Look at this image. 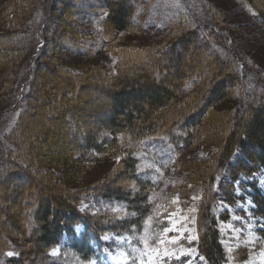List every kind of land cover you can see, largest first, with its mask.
I'll return each mask as SVG.
<instances>
[{
    "label": "rangeland",
    "instance_id": "obj_1",
    "mask_svg": "<svg viewBox=\"0 0 264 264\" xmlns=\"http://www.w3.org/2000/svg\"><path fill=\"white\" fill-rule=\"evenodd\" d=\"M17 1L18 4L13 7L12 0H0V36L12 37L17 33L23 41L18 58L12 61L13 65L0 67V143H6L0 151L24 156V160L31 161L45 174L44 183L54 184L57 190L72 192L94 189L104 193L119 189L135 190V182L130 175L122 177L124 167L116 152L84 155L79 146H73L75 141L63 139L66 131L62 125L66 122L74 127L78 123L86 129L99 127L96 119L108 118L115 107L103 97H107L112 88L109 86L116 75L117 63L130 50L149 49L155 52L170 44L172 40L166 37L168 32L163 31L170 22H180L185 28L194 29L196 26L188 8L193 9L198 17L214 24V31L226 38L227 47L239 57L245 73L261 78L262 73L258 72L264 71V24L255 18L243 0H145L141 10L146 20L142 24L144 32L141 33H118L105 26L103 20L106 13L99 4L100 0H34L32 4L26 3V0ZM263 1L257 0V3L263 5ZM42 11L50 13V23L45 31L47 46L43 50V60L38 63L30 61V57L38 54L33 47L39 34ZM210 50L213 52V49ZM194 55L192 61L190 59L193 57H185V67L191 64L206 66L212 60L211 55ZM163 64L167 66L168 62L164 61ZM58 67L90 84L84 86L81 93L78 92V99L74 100L69 111V121L53 122L49 113L44 117L33 113L36 121L29 122V118L33 117L29 114L24 118L27 123L22 124L15 135H8L20 110L14 109L8 115L5 113L22 103L21 96L27 88L25 83L21 84L23 79L35 75L37 83L45 82L48 87L50 83H57L65 93L76 89L75 80L72 83L69 81L70 86L65 83V77L62 79L60 75L47 72L49 68ZM156 68L153 67L152 72ZM37 70L39 75H36ZM12 71L16 76L8 85ZM138 74L135 71L130 76ZM209 79L204 81L192 77L187 80L184 93L175 97L172 106L160 113L164 116L172 114L173 119L179 120L196 112L192 106L203 111L212 90L208 86ZM222 80H214V84ZM113 86L117 88L116 84ZM227 90H230V85H227ZM47 91L54 99L59 95L57 90ZM243 92L239 88L235 96L206 107L209 115L199 122V132L193 135L190 147L182 156L177 158L176 154L161 150L162 143H148V152L141 154L144 162L142 169L153 179L154 188L150 201L151 215L143 236H137L134 230L121 228V222L128 217L123 205L105 195L91 194L80 201L78 210L93 218L97 229L101 230L89 240L95 254L89 260H82L72 249V238L65 235L49 251L56 263L207 264L199 249L198 219L204 203L211 200L216 221L214 230L224 252L222 264H264V214L254 203L255 189L264 195V169L260 168L251 175L242 174L231 187L224 189L229 183V170L240 157L238 150L228 169L221 173L224 183L214 184L210 179L223 161L229 130L235 129L239 136L245 132L243 127L238 126L240 122L235 125L232 122L233 117L238 119L242 113ZM199 98L201 103H198ZM77 137L83 138L81 135ZM28 153L31 156L25 155ZM19 161L23 162V159L19 158ZM196 170L197 173H194ZM0 204L5 208L12 206L11 200L0 201ZM13 212L9 210L4 215L6 217ZM4 215L0 219V227L4 228L7 236V252L15 255L17 250L28 246L17 231L4 225ZM165 228L171 231L165 232ZM84 234L83 226L75 228L76 240ZM190 237L195 239L190 241ZM181 249L196 251L179 260L175 256L165 255L166 252L179 254Z\"/></svg>",
    "mask_w": 264,
    "mask_h": 264
},
{
    "label": "trees",
    "instance_id": "obj_2",
    "mask_svg": "<svg viewBox=\"0 0 264 264\" xmlns=\"http://www.w3.org/2000/svg\"><path fill=\"white\" fill-rule=\"evenodd\" d=\"M144 1L100 0L99 4L106 13L103 20L104 25L118 33L144 32L142 24L146 16L141 10ZM18 2L12 0L13 7H16ZM33 2L34 0H26L28 4ZM243 2L250 8L255 18L264 24V4L259 5L257 0H243ZM188 10L196 26L194 29L185 28L180 22H170L163 29L164 32H168L166 37L172 40L170 44L155 52L149 49L130 50L117 63L116 75L109 86L112 88L108 96L103 97L104 100H110V103L115 104V107L112 113H109L108 118L96 119L100 125L96 129H86L78 123L74 127L65 122V120L69 121L71 105L74 100L78 99L84 86H90L89 82L70 76L62 67L49 68L45 71L60 75L62 79L65 77L64 81L68 85H70L69 81L72 83L75 80L76 89L68 93L61 91L57 83H50L49 87L44 84L45 82L37 83L35 75L29 79H23L22 82L20 79L21 84L25 83L27 88L25 94L21 96L22 103L15 105L16 107L5 113L8 115L14 109L20 110V115L8 130V135H15L19 127L27 123L24 119L27 115L28 117L29 114L33 116L34 113L38 117H44L49 113L53 122H65L62 125V129L66 131L63 139L67 141L71 138L72 142L75 141L72 145L79 146L84 155L116 152L121 157L124 167L122 177L130 175L136 188L132 191L119 189L105 193L94 189H79L72 190V192L57 190L54 184L44 183L45 174L41 173L39 167L31 161L26 159L25 161L24 156L18 154L13 156V152L0 151V201L11 200L12 203V206L6 208L0 204V210L3 207L0 211V219L4 212L14 210L13 214L6 217L4 215V225L17 231V235L28 246L26 249L17 250L12 257L6 256L8 245L5 238L7 236L4 228L0 227V264H57L55 259L49 255V251L51 247L58 245L65 235L72 238V249L80 255L82 260L91 259L95 253L89 240L101 230L97 229L93 218L78 210L80 201L87 199L91 194L105 195L113 202L123 205L128 217L121 222L123 223L121 228L127 231L134 230L138 235H143L151 215L150 201L154 188L153 179L148 177L147 172L142 169L144 162L141 154L148 152L146 146L149 142L155 145L162 143L160 144L161 150L176 154L177 158L182 156L190 147L193 135L199 132L197 130L199 122L209 115L206 107L210 108L224 98L235 96L239 88L241 91L244 90L242 113L238 119L237 117L231 119L234 125L240 122L238 126L243 127L245 132L239 136L235 129L229 130L225 141L223 161L216 167L210 179L214 184L224 183L221 173L228 169L230 161L238 150L240 157L236 160L234 167L229 170V183L224 189L238 181L240 175H251L260 168L264 169V71L258 72L262 73L261 78L245 73L246 70L239 62V57L227 47L226 38L214 31L216 30L214 24L198 17L193 9L188 8ZM49 14L46 11L41 12L38 25L39 34L35 42L36 47L35 45L33 47L38 54H35L33 58L30 57V61L40 63L43 60V50L47 46L45 31L50 23ZM22 43L17 33L12 37L0 36V67L13 65L12 61L18 58V50L22 49ZM210 49H213V52H210ZM196 53L211 55V62L206 66L191 64L185 67V57H193L190 59L192 61ZM164 61L168 62L167 66L163 64ZM130 62L131 65H129ZM155 66L157 68L152 72ZM135 71L140 74L130 76ZM15 74L13 71L10 73V80H7L8 85L16 76ZM39 74L37 70L36 75ZM192 77L204 81L206 78L209 79L208 86L212 90L207 96L204 110H198V107L192 106L193 109L196 108V112L187 117L182 116L179 120L173 119L172 114L162 115L160 112L169 109L175 97L184 93L186 81ZM218 79L223 80L219 84H214V80ZM114 84L117 85L116 89ZM227 85H230V90L226 91ZM245 86L246 88L243 89ZM47 89L57 90L58 97L54 99ZM200 101L202 100L199 98L198 103ZM34 109L38 110L33 111ZM34 117L29 118L28 121H36ZM240 128L237 127L238 130ZM78 135L83 138L78 139ZM5 144V142L0 143V150ZM157 156H159L158 153ZM19 158H22L23 162H20ZM194 173H197V170ZM216 177L220 179L216 180ZM254 194V203L264 214V195L257 189ZM213 195L216 194L213 193ZM200 215L198 219L200 252L207 264H222L224 252L214 230L216 221L211 200L204 203ZM77 226H83L85 229V234L79 240L75 239Z\"/></svg>",
    "mask_w": 264,
    "mask_h": 264
},
{
    "label": "snow or ice",
    "instance_id": "obj_3",
    "mask_svg": "<svg viewBox=\"0 0 264 264\" xmlns=\"http://www.w3.org/2000/svg\"><path fill=\"white\" fill-rule=\"evenodd\" d=\"M215 179L219 180L220 178L216 177ZM164 231L168 232V231H171V229L165 228ZM104 239H107V237H104ZM189 239L191 241L192 239H195V238L194 237H190ZM195 251H196L195 249H181L179 254H176L174 252H166L165 255H167V256H175V258L177 260H179V259H181L182 256L191 255V254L195 253ZM5 255L8 256V257H12L14 255V253L9 251ZM53 255H55V252H53Z\"/></svg>",
    "mask_w": 264,
    "mask_h": 264
},
{
    "label": "bare ground",
    "instance_id": "obj_4",
    "mask_svg": "<svg viewBox=\"0 0 264 264\" xmlns=\"http://www.w3.org/2000/svg\"><path fill=\"white\" fill-rule=\"evenodd\" d=\"M59 85V84H58ZM228 115V114H227ZM225 119V118H224ZM220 126V125H219Z\"/></svg>",
    "mask_w": 264,
    "mask_h": 264
}]
</instances>
